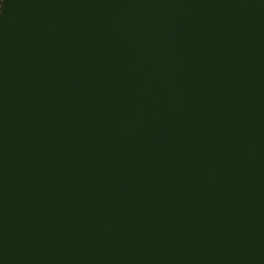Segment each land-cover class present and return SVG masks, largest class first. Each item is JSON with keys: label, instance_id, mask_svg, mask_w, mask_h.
Instances as JSON below:
<instances>
[{"label": "water", "instance_id": "1", "mask_svg": "<svg viewBox=\"0 0 264 264\" xmlns=\"http://www.w3.org/2000/svg\"><path fill=\"white\" fill-rule=\"evenodd\" d=\"M0 264H264V0H5Z\"/></svg>", "mask_w": 264, "mask_h": 264}, {"label": "snow or ice", "instance_id": "2", "mask_svg": "<svg viewBox=\"0 0 264 264\" xmlns=\"http://www.w3.org/2000/svg\"><path fill=\"white\" fill-rule=\"evenodd\" d=\"M3 7H4L3 0H0V12L3 11Z\"/></svg>", "mask_w": 264, "mask_h": 264}, {"label": "clouds", "instance_id": "3", "mask_svg": "<svg viewBox=\"0 0 264 264\" xmlns=\"http://www.w3.org/2000/svg\"><path fill=\"white\" fill-rule=\"evenodd\" d=\"M3 4L5 5V0H3ZM4 8V7H3Z\"/></svg>", "mask_w": 264, "mask_h": 264}]
</instances>
